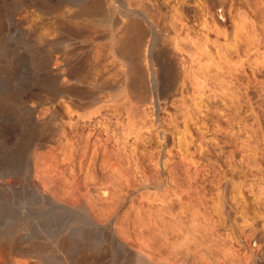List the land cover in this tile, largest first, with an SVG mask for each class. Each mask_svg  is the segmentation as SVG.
<instances>
[{
    "label": "rangeland",
    "instance_id": "374dc122",
    "mask_svg": "<svg viewBox=\"0 0 264 264\" xmlns=\"http://www.w3.org/2000/svg\"><path fill=\"white\" fill-rule=\"evenodd\" d=\"M0 264H264V0H0Z\"/></svg>",
    "mask_w": 264,
    "mask_h": 264
},
{
    "label": "bare ground",
    "instance_id": "6f19581e",
    "mask_svg": "<svg viewBox=\"0 0 264 264\" xmlns=\"http://www.w3.org/2000/svg\"><path fill=\"white\" fill-rule=\"evenodd\" d=\"M96 6V5H95ZM90 7V6H89ZM87 8H88V4L82 5L80 6V12H87ZM79 12V10H78ZM89 12V11H88ZM81 14V13H80ZM89 14V13H88ZM87 15V14H86ZM124 37L122 39H120L118 41V46L116 49L117 54L126 61V65L128 67V71L131 75L132 79H137V77H141L144 73L141 74V70L137 69V67L135 66V57L137 56V53L139 51V49L143 46L142 40L144 39L143 36H145V34L143 35L140 31H139V24L136 20H132L129 23L126 24L125 28H124ZM146 38V37H145ZM142 49V48H141ZM161 54V53H160ZM156 56V54L154 55ZM163 56V55H162ZM167 57V56H166ZM162 58V57H161ZM169 58V57H168ZM167 58V59H168ZM155 59V58H154ZM138 60V59H137ZM140 60V59H139ZM169 60V59H168ZM168 63V62H167ZM140 64V63H139ZM85 65V64H84ZM83 65V66H84ZM160 65V64H159ZM82 66V67H83ZM162 66V65H161ZM169 66V65H168ZM171 67V66H170ZM169 67V68H170ZM85 68V66H84ZM141 68V67H140ZM144 68V67H143ZM142 68V69H143ZM87 69V68H86ZM85 70V69H83ZM144 70V69H143ZM87 71H89L87 69ZM167 71V70H166ZM171 71V70H169ZM86 72V71H85ZM116 72V71H115ZM87 73V72H86ZM93 73V72H92ZM88 74V73H87ZM171 74V73H169ZM69 75L74 78L75 80H82L84 78L83 72L80 68H72L69 70ZM86 76V75H85ZM87 78V76H86ZM135 79V80H136ZM160 79V78H159ZM162 79V78H161ZM84 80V79H83ZM105 80V79H104ZM103 81V83H105L106 81ZM140 80V79H139ZM134 81V80H133ZM141 81V80H140ZM139 81V82H140ZM165 81V80H164ZM169 81V80H168ZM173 81V80H172ZM83 82V81H82ZM135 82V81H134ZM144 82V81H143ZM167 82V81H166ZM171 82V81H170ZM138 83V82H136ZM170 85V84H169ZM107 87L106 84L103 85V87ZM145 86V85H144ZM166 86V85H164ZM171 86V85H170ZM73 87V86H72ZM169 87V86H168ZM40 88V87H39ZM134 88V87H133ZM165 88V87H164ZM77 90V88H76ZM142 90V88H141ZM144 90V89H143ZM66 90H62L59 89L57 91V93L59 92H63ZM71 91H75L74 88H71ZM144 92V91H143ZM91 93V92H90ZM146 95V94H145Z\"/></svg>",
    "mask_w": 264,
    "mask_h": 264
}]
</instances>
